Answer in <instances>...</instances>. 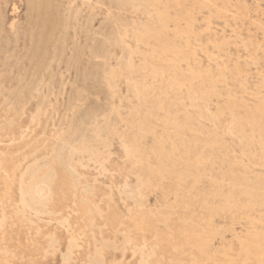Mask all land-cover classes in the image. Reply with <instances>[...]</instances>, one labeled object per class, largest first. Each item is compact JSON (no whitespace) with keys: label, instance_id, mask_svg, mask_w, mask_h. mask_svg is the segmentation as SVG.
<instances>
[{"label":"rangeland","instance_id":"obj_1","mask_svg":"<svg viewBox=\"0 0 264 264\" xmlns=\"http://www.w3.org/2000/svg\"><path fill=\"white\" fill-rule=\"evenodd\" d=\"M0 264H264V0H0Z\"/></svg>","mask_w":264,"mask_h":264},{"label":"bare ground","instance_id":"obj_2","mask_svg":"<svg viewBox=\"0 0 264 264\" xmlns=\"http://www.w3.org/2000/svg\"><path fill=\"white\" fill-rule=\"evenodd\" d=\"M62 162H64L63 160H62ZM35 170V169H34ZM68 170V169H67ZM70 172V171H69ZM53 173V172H52ZM54 177V176H53ZM50 179L52 180L53 178L52 177H50ZM53 181V180H52ZM33 192H35V191H33ZM35 194V193H34ZM50 215V214H49ZM45 217V216H44Z\"/></svg>","mask_w":264,"mask_h":264}]
</instances>
